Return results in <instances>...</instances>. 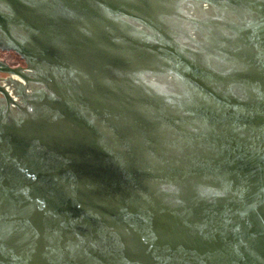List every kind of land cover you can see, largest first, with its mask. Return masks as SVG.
Segmentation results:
<instances>
[{
  "label": "water",
  "instance_id": "water-1",
  "mask_svg": "<svg viewBox=\"0 0 264 264\" xmlns=\"http://www.w3.org/2000/svg\"><path fill=\"white\" fill-rule=\"evenodd\" d=\"M0 5L40 35L0 114V264L264 242V0Z\"/></svg>",
  "mask_w": 264,
  "mask_h": 264
},
{
  "label": "flooded vegetation",
  "instance_id": "flooded-vegetation-1",
  "mask_svg": "<svg viewBox=\"0 0 264 264\" xmlns=\"http://www.w3.org/2000/svg\"><path fill=\"white\" fill-rule=\"evenodd\" d=\"M0 12L4 16L0 20V114L6 113L8 107L17 113L25 103L24 100H28L27 94L31 86L38 85L31 80L27 81L26 77H34L35 74L21 51L24 49V42L34 40L33 36L37 37L39 33L34 30L27 32L26 25L21 20V15H24L22 7L19 10L20 21H15V10L8 5L1 6Z\"/></svg>",
  "mask_w": 264,
  "mask_h": 264
}]
</instances>
